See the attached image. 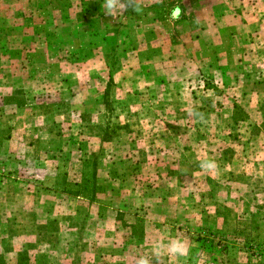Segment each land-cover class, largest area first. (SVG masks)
I'll use <instances>...</instances> for the list:
<instances>
[{"label":"rangeland","instance_id":"1","mask_svg":"<svg viewBox=\"0 0 264 264\" xmlns=\"http://www.w3.org/2000/svg\"><path fill=\"white\" fill-rule=\"evenodd\" d=\"M103 2L0 0V264H264V0Z\"/></svg>","mask_w":264,"mask_h":264},{"label":"clouds","instance_id":"2","mask_svg":"<svg viewBox=\"0 0 264 264\" xmlns=\"http://www.w3.org/2000/svg\"><path fill=\"white\" fill-rule=\"evenodd\" d=\"M102 8L106 15L114 18L118 16L119 12L126 11L128 8H132L138 14L141 11L139 0H104ZM195 115L200 114L188 113L190 118ZM200 118L203 119L202 115H200ZM199 167L202 171L209 174L214 173L217 169L215 161L207 158L200 160ZM190 255L191 244L187 237L157 236L151 241L150 253L138 257L136 264H152L153 259H155L157 264H173L174 261L188 258Z\"/></svg>","mask_w":264,"mask_h":264}]
</instances>
